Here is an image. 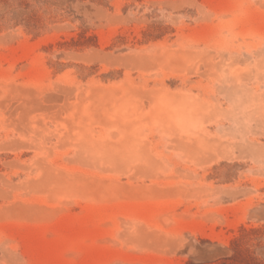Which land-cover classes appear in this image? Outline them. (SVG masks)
Listing matches in <instances>:
<instances>
[{
	"label": "rangeland",
	"instance_id": "374dc122",
	"mask_svg": "<svg viewBox=\"0 0 264 264\" xmlns=\"http://www.w3.org/2000/svg\"><path fill=\"white\" fill-rule=\"evenodd\" d=\"M0 264H264V0H0Z\"/></svg>",
	"mask_w": 264,
	"mask_h": 264
}]
</instances>
